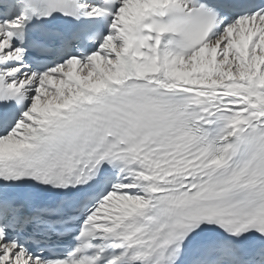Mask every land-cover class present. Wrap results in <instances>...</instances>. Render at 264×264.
<instances>
[{"label":"snow or ice","instance_id":"1","mask_svg":"<svg viewBox=\"0 0 264 264\" xmlns=\"http://www.w3.org/2000/svg\"><path fill=\"white\" fill-rule=\"evenodd\" d=\"M0 264H264V0H0Z\"/></svg>","mask_w":264,"mask_h":264}]
</instances>
